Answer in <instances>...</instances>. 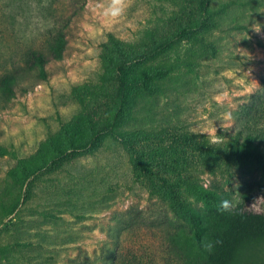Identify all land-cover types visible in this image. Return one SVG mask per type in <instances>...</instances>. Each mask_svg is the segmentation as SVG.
I'll list each match as a JSON object with an SVG mask.
<instances>
[{"label": "rangeland", "instance_id": "obj_1", "mask_svg": "<svg viewBox=\"0 0 264 264\" xmlns=\"http://www.w3.org/2000/svg\"><path fill=\"white\" fill-rule=\"evenodd\" d=\"M95 3L0 0V264H104L119 246L146 261L174 195L210 228L222 199L263 210L237 133L262 102L264 0H129L117 21ZM54 29L58 58L23 66Z\"/></svg>", "mask_w": 264, "mask_h": 264}, {"label": "trees", "instance_id": "obj_2", "mask_svg": "<svg viewBox=\"0 0 264 264\" xmlns=\"http://www.w3.org/2000/svg\"><path fill=\"white\" fill-rule=\"evenodd\" d=\"M54 43L62 44V31L54 29L51 36L40 41L37 48L26 51L20 57V62L28 68L43 71L49 60H55L59 56L56 49H53ZM12 75L13 71L7 72L6 81L12 79ZM257 97L262 102L259 110L254 113L256 119L255 121L252 117L248 119L245 133L239 131L237 138L242 141L244 156L254 157V160H251L257 164L256 167L260 169L261 178L264 180V127L261 125H259L261 128L257 127L256 124L257 120L264 119V81ZM145 173L159 183L167 180L166 176L158 175L155 170L148 172L145 169ZM179 178L180 175L177 176V179ZM252 195L247 196L246 202L249 203L252 198L258 197L263 204L260 213L250 209V203L248 205L243 203L228 214L223 212L219 226L214 228L202 223L201 216L184 200L174 195L173 201L168 205L172 208V214L162 221L164 234L160 240L152 236V242L155 240L158 242L152 254L148 253V261L144 260L143 250L138 255L127 246L122 249H119L121 247L119 246L107 256L104 264H188L186 260L192 259L194 255L197 257L199 255L201 264H264V185L259 188L256 195L253 197ZM179 223L183 224L185 230L183 236L187 244L185 248H182L179 242L181 234ZM207 242L213 244L211 251L204 247Z\"/></svg>", "mask_w": 264, "mask_h": 264}, {"label": "clouds", "instance_id": "obj_3", "mask_svg": "<svg viewBox=\"0 0 264 264\" xmlns=\"http://www.w3.org/2000/svg\"><path fill=\"white\" fill-rule=\"evenodd\" d=\"M129 6V0H96L95 3V9L99 11L100 15H102L104 18L111 20V21H117L121 17H123L126 13V10ZM52 23H48V27H52ZM253 29L256 32H260L261 25L259 23L254 24ZM232 119L230 112H224L221 113L220 116L217 118V120L221 121V128H224ZM216 120V121H217ZM212 125V131L208 132L206 134L210 135V143L216 144L221 143L222 138L219 136L214 135L215 132H217L216 128L214 127V121L211 122ZM234 207V204L231 200L228 199H222L220 202V210L222 212H230L232 208ZM204 247L206 250L211 251L213 244L211 242L205 243Z\"/></svg>", "mask_w": 264, "mask_h": 264}]
</instances>
